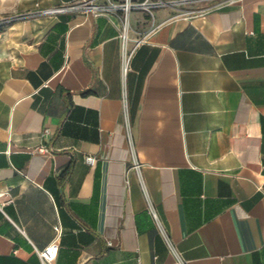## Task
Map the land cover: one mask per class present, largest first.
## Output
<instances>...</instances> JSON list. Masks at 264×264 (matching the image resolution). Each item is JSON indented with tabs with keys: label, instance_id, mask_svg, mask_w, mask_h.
Here are the masks:
<instances>
[{
	"label": "crops",
	"instance_id": "0c3cea01",
	"mask_svg": "<svg viewBox=\"0 0 264 264\" xmlns=\"http://www.w3.org/2000/svg\"><path fill=\"white\" fill-rule=\"evenodd\" d=\"M92 1L0 0V264H264V0Z\"/></svg>",
	"mask_w": 264,
	"mask_h": 264
},
{
	"label": "built area",
	"instance_id": "2783aa9c",
	"mask_svg": "<svg viewBox=\"0 0 264 264\" xmlns=\"http://www.w3.org/2000/svg\"><path fill=\"white\" fill-rule=\"evenodd\" d=\"M172 1V0H171ZM168 1H157L154 3H149V0H142L140 3L137 4V6L141 7L142 9L146 10L151 17L153 18V11L156 8L162 7L166 5ZM134 5L129 2V0H125L124 4H121L122 11L124 15H127L128 12L132 9ZM115 7L114 5H100V4H95L93 3L92 0H89V2L82 3L81 5L78 6H60L57 8H52V9H42L39 10L38 13L42 15H49V14H54V13H60L64 12L70 8H81L84 12H91L94 16L104 13V12H109L111 9ZM195 12H198V10H189V14H193ZM27 15H31L27 14ZM125 31V27L123 28V32ZM122 38H125V35H122ZM38 153H46L47 150L44 147H39L37 149ZM86 162L90 165H93L96 161L94 156H87L85 158ZM152 215L155 218V214L152 212ZM55 232L57 236H59L61 230L59 226L55 227ZM108 246H112L113 244L108 241L107 242ZM57 251H58V244H57V238L52 241L50 244H48L44 249L38 252V256L40 259V264H53L56 256H57Z\"/></svg>",
	"mask_w": 264,
	"mask_h": 264
},
{
	"label": "rangeland",
	"instance_id": "374dc122",
	"mask_svg": "<svg viewBox=\"0 0 264 264\" xmlns=\"http://www.w3.org/2000/svg\"><path fill=\"white\" fill-rule=\"evenodd\" d=\"M157 1H170V0H149V3H154V2H157ZM202 6H205V4L202 5ZM154 10H152V11H154ZM143 12H144V14H146L145 16L147 17L148 20L152 19L151 15L146 10H144Z\"/></svg>",
	"mask_w": 264,
	"mask_h": 264
},
{
	"label": "trees",
	"instance_id": "16d2710c",
	"mask_svg": "<svg viewBox=\"0 0 264 264\" xmlns=\"http://www.w3.org/2000/svg\"><path fill=\"white\" fill-rule=\"evenodd\" d=\"M71 171V166L63 173L62 177L67 178L68 175L70 174Z\"/></svg>",
	"mask_w": 264,
	"mask_h": 264
}]
</instances>
